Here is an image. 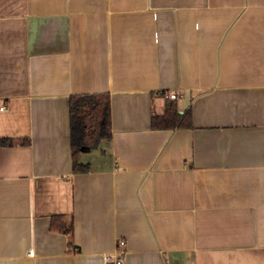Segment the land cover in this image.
<instances>
[{
    "label": "crops",
    "instance_id": "crops-1",
    "mask_svg": "<svg viewBox=\"0 0 264 264\" xmlns=\"http://www.w3.org/2000/svg\"><path fill=\"white\" fill-rule=\"evenodd\" d=\"M83 95L111 137L75 173ZM171 102L190 128L153 129ZM119 241L125 264H264V0H0V264Z\"/></svg>",
    "mask_w": 264,
    "mask_h": 264
},
{
    "label": "trees",
    "instance_id": "trees-1",
    "mask_svg": "<svg viewBox=\"0 0 264 264\" xmlns=\"http://www.w3.org/2000/svg\"><path fill=\"white\" fill-rule=\"evenodd\" d=\"M70 131L73 170L85 173L87 166L78 163L83 147L96 149L101 141L111 137V111L108 95H83L70 97ZM190 112L179 115L173 102L161 117L152 118L153 129L190 128Z\"/></svg>",
    "mask_w": 264,
    "mask_h": 264
},
{
    "label": "built area",
    "instance_id": "built-area-1",
    "mask_svg": "<svg viewBox=\"0 0 264 264\" xmlns=\"http://www.w3.org/2000/svg\"><path fill=\"white\" fill-rule=\"evenodd\" d=\"M163 96L164 98L170 100L177 99L176 93H165L163 94ZM1 109H4V107H2ZM125 246H126L125 241H119L116 251L106 256L105 260L111 261L112 264H125V254H126Z\"/></svg>",
    "mask_w": 264,
    "mask_h": 264
}]
</instances>
